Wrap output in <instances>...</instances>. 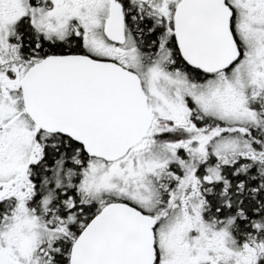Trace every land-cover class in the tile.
<instances>
[{
  "label": "snow or ice",
  "instance_id": "obj_1",
  "mask_svg": "<svg viewBox=\"0 0 264 264\" xmlns=\"http://www.w3.org/2000/svg\"><path fill=\"white\" fill-rule=\"evenodd\" d=\"M0 264H264V0H0Z\"/></svg>",
  "mask_w": 264,
  "mask_h": 264
}]
</instances>
